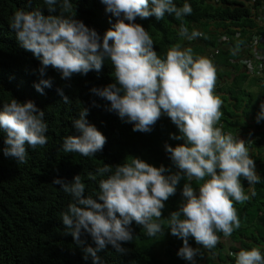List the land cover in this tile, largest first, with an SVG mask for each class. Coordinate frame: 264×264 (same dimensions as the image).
Wrapping results in <instances>:
<instances>
[{
	"label": "clouds",
	"instance_id": "clouds-1",
	"mask_svg": "<svg viewBox=\"0 0 264 264\" xmlns=\"http://www.w3.org/2000/svg\"><path fill=\"white\" fill-rule=\"evenodd\" d=\"M44 3L49 13L55 12L59 4L61 14L45 15L40 8L18 9L9 23L20 46L40 61L37 71L41 78L34 85L37 92L43 95L45 88L52 87V78H44L48 67L68 80L74 74L100 72L105 60H110L115 82L102 88L93 87L91 93L106 99L110 103L108 111L133 124V131L151 132L166 114L179 130V135L173 133L170 138L184 141L175 147L164 145L178 169L174 174H166L170 170L165 166H153L139 157L117 164L114 171L109 164L98 168L99 175H109L100 180L96 199L91 195L85 197V184L79 174L71 182L54 178L52 184L59 185L74 201L61 214L68 230L65 234L82 247L85 260L91 255L94 264L99 261L97 252L109 245L117 253L126 254L128 249L122 245L133 240L130 229L133 222L142 225L149 237L163 234L165 226L161 218L165 202L176 194L179 181L186 178L183 202L170 213L167 227L171 235L183 241L177 255L194 262L199 248L190 246L189 237L197 245L211 249L219 241L217 232L230 236L240 227L233 202L250 199L241 177L248 185L259 183L261 177L244 140L216 126L223 102L214 95L216 69L211 60L194 57L192 48L182 49L179 44L170 47L166 58L161 59L148 31L134 22L137 17L150 16L161 20L166 13L181 19L191 15V5L184 3L177 7L173 0H101L106 12L116 17L101 38L95 29L70 14L71 0H44ZM179 34L189 41L201 35L198 31L189 34L183 25ZM57 92L64 103H70L62 88ZM259 109L257 123L264 118V101ZM88 114L89 109L83 108L73 121L80 135L64 138L65 152L91 157L103 150L107 139L88 122ZM0 132L4 134L0 147L3 156L26 163L28 148L47 143L44 111L31 100L21 102L12 98L0 108ZM193 179L204 181L198 192L192 187ZM85 234L92 238L95 248L81 239ZM234 255L235 264H264L259 247L241 249Z\"/></svg>",
	"mask_w": 264,
	"mask_h": 264
},
{
	"label": "trees",
	"instance_id": "trees-1",
	"mask_svg": "<svg viewBox=\"0 0 264 264\" xmlns=\"http://www.w3.org/2000/svg\"><path fill=\"white\" fill-rule=\"evenodd\" d=\"M173 2L177 7H182L184 3L190 4L191 15L177 19L174 14L166 13L161 20L150 16L146 19L137 17L134 21L148 31L161 59L166 58L170 47L179 44L182 49L192 48L194 57L205 55L216 69L222 58L224 63L227 61L225 65L232 64L230 59L236 57L233 52L250 43V36L264 34V0ZM71 3L73 10L70 14H74V18L87 27L95 29L101 38L116 22V17L106 12L101 0H71ZM47 7L44 0H0V108L12 98L21 102L31 100L44 111L47 124V143L35 149L28 148L26 163H17L0 152V264H94L91 255L85 260L82 247L76 245L71 235L65 234L68 230L62 223L61 214L74 201L59 185L52 184L53 179L71 182L79 174L85 184V197L91 195L96 199L100 180L109 175H99L98 168L109 164L114 171L117 164L139 157L153 166H165L170 170L166 174H174L178 169L164 145L167 143L175 147L184 143L183 140L170 138V134L179 135V130L166 114L161 116L151 132L133 131V124L125 122L115 112L108 111L110 103L106 99L91 93L93 87L102 88L115 82L110 60H105L100 72L93 70L87 75L74 74L68 80L62 79L56 69L48 67L44 78H52V87L45 88L43 95L37 92L34 85L41 78L37 71L41 66L40 61L20 46L9 23L18 9L33 11L40 8L45 15L61 14L59 4L53 13H49ZM181 25L187 27L189 34L201 29V35L189 41L179 34ZM221 36L230 38L228 47L220 46ZM247 37L249 40L240 42ZM219 81L220 75L216 77L214 95L223 102L220 109L222 116L216 126L222 127L224 133L238 135L243 132L251 136L257 133L264 137V118L260 120L262 125L259 126L255 121L258 111L255 110L251 114L253 119H245L243 126V120L237 113L240 101L235 99L237 104H229L228 97L222 96L223 85ZM58 88L63 89L70 103L63 102ZM228 90L233 96L238 92L236 87ZM93 101L96 106H93ZM83 108L89 109L86 117L88 122L95 125L107 139L103 150L91 157L63 150L66 136L80 135L73 121L79 118ZM3 135L0 132V147H3ZM260 145V142H256L249 153L255 160L256 172L261 179L259 183L248 185L241 177L245 194L250 199L244 203L233 202L240 227L230 236L217 232L219 241L214 248L197 245L194 238L189 237L190 246L199 248L194 262L177 255L183 241L171 235L167 220L170 213L178 210L183 202L182 189L187 180L182 178L176 194L165 202L161 218L165 226L163 234L149 237L142 225L133 222L130 225L133 240L122 245L128 249L127 253H117L109 245L97 252L99 261L96 264H235L234 254L241 249L259 247L264 254V154ZM203 182L193 179L191 184L198 192ZM253 189L255 195H252ZM81 239L87 245L96 247L89 235L85 234Z\"/></svg>",
	"mask_w": 264,
	"mask_h": 264
},
{
	"label": "crops",
	"instance_id": "crops-1",
	"mask_svg": "<svg viewBox=\"0 0 264 264\" xmlns=\"http://www.w3.org/2000/svg\"><path fill=\"white\" fill-rule=\"evenodd\" d=\"M198 31L201 33L202 30L198 29ZM253 33H251L252 35ZM222 37V36H221ZM219 38V44L220 46L223 47H228V44L230 42V38L228 42H222L221 39ZM240 37V33L239 36ZM253 36H250V42L252 40ZM239 39V38H237ZM242 41L240 42H245L247 40H249V37L247 38H243L241 39ZM239 42V43H240ZM250 43H248L247 45H244L242 48H238L236 49L233 54L236 57H233L232 59H230L232 64H228L225 65V63L227 64V61L224 63V58L219 59V65L216 66V77H218V75H220L221 78V83L222 85L224 83H229L228 85L231 86L230 88H223V94L225 97H228V103L229 104H237L235 102V99H238L240 101L239 105H238V117L240 116L242 118V125L245 126V119L251 120L253 119V116L251 115L255 110H257L259 112V105L262 101H264V72L261 75H255L252 74L250 72H248L246 70V68L244 67L242 60H244L247 57H250L252 51L251 49L248 47ZM221 48V47H220ZM219 50V49H218ZM203 57H206L205 55H203ZM221 71H229V76H225L222 74ZM219 73V74H218ZM250 79H253L254 84L250 83ZM234 84V85H233ZM250 84L253 85L254 87L250 88ZM226 85V84H225ZM224 86V85H223ZM234 87L237 88L238 92L235 96H233L232 93H230V91L228 89H233ZM257 87V88H255ZM257 91V92H255ZM255 92V93H254ZM256 97H255V95ZM235 97V98H234ZM238 120V119H236ZM236 120L234 122H236ZM254 122V120H252ZM256 121V119H255ZM262 124H259V126H261ZM227 133H231V132H227ZM233 136L236 135L234 133H231ZM239 136H244V137H251V135L249 134H243V132H240L238 134ZM252 135H259L257 133H252ZM253 147H249L248 150H253ZM261 152L264 154V147L260 148ZM262 154V155H263ZM264 157V155H263ZM264 164V163H263Z\"/></svg>",
	"mask_w": 264,
	"mask_h": 264
},
{
	"label": "built area",
	"instance_id": "built-area-1",
	"mask_svg": "<svg viewBox=\"0 0 264 264\" xmlns=\"http://www.w3.org/2000/svg\"><path fill=\"white\" fill-rule=\"evenodd\" d=\"M262 10L264 13V6L262 7ZM221 41L226 43L229 41V38L227 36H223ZM249 48L251 49L252 53L250 57L242 60V63L248 72L255 75H261L264 72V34L254 35L249 44ZM234 136L242 138L247 148L252 147L256 142H260L261 148L264 147V137H261V135H254L251 137H241L239 135Z\"/></svg>",
	"mask_w": 264,
	"mask_h": 264
},
{
	"label": "rangeland",
	"instance_id": "rangeland-1",
	"mask_svg": "<svg viewBox=\"0 0 264 264\" xmlns=\"http://www.w3.org/2000/svg\"><path fill=\"white\" fill-rule=\"evenodd\" d=\"M221 72H222L223 75H225V76H229V74H228L229 71H221ZM216 73H217V72H216ZM218 74H219V73H218ZM219 82H221V81H219ZM250 83L254 84L253 79H250ZM216 84H217V82H216ZM225 84H226V85H225ZM228 84H229V83H224V84H223V85H224L223 88H225V89L230 88L231 86H229ZM233 85H234V84H233ZM251 87H254V86L250 84V88H251ZM255 88H257V87H255ZM255 92H257V91H255ZM255 92H254V93H255ZM254 93H253V94H254ZM254 95H255V94H254ZM255 97H256V95H255Z\"/></svg>",
	"mask_w": 264,
	"mask_h": 264
}]
</instances>
